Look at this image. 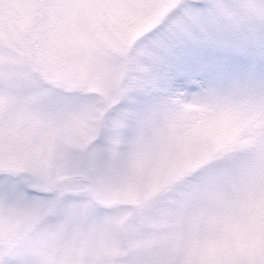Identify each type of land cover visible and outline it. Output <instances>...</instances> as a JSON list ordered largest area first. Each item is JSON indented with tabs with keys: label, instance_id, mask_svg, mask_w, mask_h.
<instances>
[{
	"label": "rangeland",
	"instance_id": "rangeland-1",
	"mask_svg": "<svg viewBox=\"0 0 264 264\" xmlns=\"http://www.w3.org/2000/svg\"><path fill=\"white\" fill-rule=\"evenodd\" d=\"M0 264H264V0H0Z\"/></svg>",
	"mask_w": 264,
	"mask_h": 264
},
{
	"label": "trees",
	"instance_id": "trees-1",
	"mask_svg": "<svg viewBox=\"0 0 264 264\" xmlns=\"http://www.w3.org/2000/svg\"><path fill=\"white\" fill-rule=\"evenodd\" d=\"M39 24L37 25L36 27V34H35V40L33 41V44L35 45V56L37 58V64L38 66L40 65V54H41V47H42V44H41V39H40V34H39Z\"/></svg>",
	"mask_w": 264,
	"mask_h": 264
}]
</instances>
